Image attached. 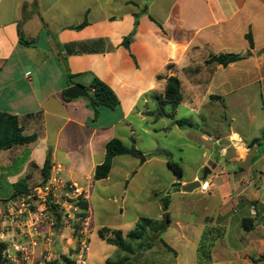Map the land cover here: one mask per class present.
I'll return each instance as SVG.
<instances>
[{"label":"crops","instance_id":"1","mask_svg":"<svg viewBox=\"0 0 264 264\" xmlns=\"http://www.w3.org/2000/svg\"><path fill=\"white\" fill-rule=\"evenodd\" d=\"M144 8L127 50L124 38ZM85 20L83 29H71ZM248 51L251 58L226 67L207 63L214 55ZM66 71L84 88L98 77L116 93L120 107L100 109L96 116L86 98L65 101ZM171 76L181 82L182 102L187 98L197 112L228 98L264 102V0H0V112L17 116L24 135L37 136L31 144L0 151V174L6 173L13 186L26 180L31 188L44 181L41 171L49 159L51 169L60 166L69 181L89 186L108 142L126 135L134 143L132 116L152 115L154 123L175 116L182 102L176 109L161 104ZM155 100L157 112L149 108ZM167 105L171 114L164 111ZM168 128L154 126L153 132ZM251 143L238 132L217 138L219 158L254 177L244 185L224 167L214 172L217 164L202 181L208 189L192 192L202 196V219L177 221L178 234L169 242L160 239L170 249L161 241L163 251H156V244L147 249L159 257L157 264H167L165 252L173 253L176 264H264V196L251 187L255 182L264 187V153L258 148L262 141ZM201 179L195 175L183 185ZM169 206L170 201L166 211ZM245 219L256 223L249 232L243 229ZM204 236L212 243L206 249L209 262L200 260Z\"/></svg>","mask_w":264,"mask_h":264},{"label":"rangeland","instance_id":"2","mask_svg":"<svg viewBox=\"0 0 264 264\" xmlns=\"http://www.w3.org/2000/svg\"><path fill=\"white\" fill-rule=\"evenodd\" d=\"M242 102L233 103L228 98L225 103L205 104L199 112L191 110L187 98L178 107L174 117H162L158 122H153L152 115L144 119L132 116L134 139L122 136V141L128 147L134 146L140 151V156L122 155L113 160L112 170L107 179L91 182L85 187L89 203L93 232L90 241V252L87 264H105L106 261H117L127 254L118 247L108 244L99 237L102 228L120 230L125 240L131 243L136 255L131 256L133 264L158 263L159 257L139 250V244H147L156 237L155 250L163 251L160 239L166 242L178 234L177 221H199L204 216L201 198L195 193H184L183 182L198 175L202 177L205 168L215 165L214 172L221 173L224 167L228 173L237 175V178L247 185L254 177L253 173L239 172V164L228 163V158H219L216 140L219 136L230 135L238 132L245 142L251 143L254 138L262 143L258 146L260 154L264 153V102L260 97H246ZM154 112L160 109L155 100ZM167 114L172 113V108L164 106ZM255 116L256 120L252 117ZM188 120L191 125L183 127L175 124L176 121ZM168 125L165 131L153 132V128ZM120 130L129 133V130L120 127ZM206 136H212L209 140ZM240 151H243L241 149ZM259 154V155H260ZM143 158L145 159L143 161ZM168 160L179 164L183 169L182 181L168 167ZM218 162V163H217ZM19 162L11 166L17 168ZM246 169L250 161L243 165ZM254 168L253 171H256ZM213 171V169H212ZM226 174V172H225ZM35 180L39 179L37 172ZM212 175H209V178ZM252 189L259 187L264 196V187L255 182ZM14 191V186L9 182V176L0 174V199H9ZM200 191V190H199ZM170 201L169 210H164L165 199ZM168 213L172 224L170 228L161 233L163 214ZM141 218L153 220L152 228L142 241H132L127 235L135 229ZM162 242V241H161ZM70 250H72L70 248ZM167 264H176L173 253L165 252Z\"/></svg>","mask_w":264,"mask_h":264},{"label":"built area","instance_id":"3","mask_svg":"<svg viewBox=\"0 0 264 264\" xmlns=\"http://www.w3.org/2000/svg\"><path fill=\"white\" fill-rule=\"evenodd\" d=\"M87 198L86 189L58 166L43 182L1 201L4 264H70V248L73 264H87L93 232L90 210L81 206Z\"/></svg>","mask_w":264,"mask_h":264},{"label":"trees","instance_id":"4","mask_svg":"<svg viewBox=\"0 0 264 264\" xmlns=\"http://www.w3.org/2000/svg\"><path fill=\"white\" fill-rule=\"evenodd\" d=\"M143 14H146L145 8L142 9L139 13H136L134 15L135 21H134L133 31L130 33V35L124 38V41L122 43V45L127 50H130V45L133 42L134 37L137 33L140 17ZM87 24L88 22L85 20L80 25L71 27V29L81 30ZM158 25L162 28L160 24ZM247 39L249 40L250 48L253 49L254 41L251 34L247 35ZM20 41L23 44H27V45L30 44L29 42L24 41L21 35H20ZM251 57H252L251 51H248L246 53H222V54L214 55L207 61V63L217 64L226 67L231 63L238 62L244 59H249ZM171 67L172 65H169L167 66V69H171ZM66 78L68 85L71 86L75 84L73 79L76 78V76H72L66 71ZM85 89L89 94V98H87L88 108L94 111L96 116L98 115L100 109H108L111 111H115L120 107V100L116 95V93L109 85H107L104 81H102L98 77L94 76L92 78L90 86L85 87ZM62 97L64 98L65 101L70 100L64 97V93H62ZM212 98H220V97H212ZM182 100H183V96L181 91L180 80L175 76L169 77L166 80L164 101H161V104L163 103L170 104L173 109H176L181 104ZM177 125L183 127L191 124L188 120H180L177 121ZM36 140H37L36 135L26 136L23 134V129L19 124V120L17 116L7 112H0V151L9 150L16 146L28 145L35 142ZM258 142H259L258 140H254L250 146H253ZM105 150H106L105 160L102 164L98 165L95 170V174H94L95 181L105 180L109 177L110 172L112 170V164L114 158L122 155H131L135 157L141 155L140 151L137 150L134 146L128 147L121 140L116 138L107 143ZM167 165L178 178L183 177V169L179 164L175 163L172 160H168ZM50 172H51V164L49 159H47L41 171L44 180H46L49 177ZM27 190H28L27 181L26 180L19 181L14 185V193L11 197L12 198L16 197L18 194L26 192ZM168 204H169V200L168 198H166L164 203L165 211L168 207ZM81 206L83 209H88L89 203L87 201L83 202ZM152 224H153L152 219L141 218L137 223L135 229L132 230L127 235V237L132 241H142L145 238L147 232L151 230ZM162 225L163 222L161 223L160 228L162 227ZM255 225L256 223L253 219H245L243 221V229L245 232H249L252 229H254ZM99 237L102 240H105L108 244L118 247L120 250H122L127 254V256L117 261L108 260L106 261L105 264H133L132 262L133 257L131 256H134L137 253L134 246L125 240L122 231L102 228L99 231ZM206 237L204 236L200 246V260L204 262H209L210 259L209 257L206 256V249H209L212 246V243ZM156 239L157 238L154 237L151 240V242L147 244H143V243L139 244V250L142 252L148 248H151L154 245ZM162 243L165 247L170 249L168 245H166L164 242ZM3 248L4 246L0 244V264H4L2 258ZM72 253L73 250H70V264H73V262L71 261ZM64 260L67 263H69V260L67 258H64Z\"/></svg>","mask_w":264,"mask_h":264},{"label":"water","instance_id":"5","mask_svg":"<svg viewBox=\"0 0 264 264\" xmlns=\"http://www.w3.org/2000/svg\"><path fill=\"white\" fill-rule=\"evenodd\" d=\"M64 97L70 100H74V99H78V98H89V94L86 91V89L80 85V84H75L73 86H70L69 88H67L64 92ZM145 159L143 158V161ZM215 165L209 164L205 170L204 173L202 175V179L201 180H196L194 182L191 183H186L182 186V191L184 193H192L193 191L200 189L202 186V181H205L208 176L211 174L212 169L215 168ZM182 180V178H180V181ZM170 225V217L168 213L163 214V228L161 230V232L166 231V229L169 227Z\"/></svg>","mask_w":264,"mask_h":264}]
</instances>
